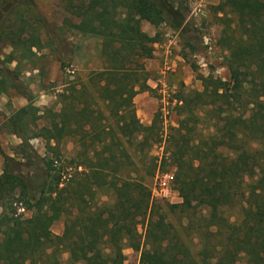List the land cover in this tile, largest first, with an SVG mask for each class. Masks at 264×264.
<instances>
[{
	"label": "trees",
	"instance_id": "obj_1",
	"mask_svg": "<svg viewBox=\"0 0 264 264\" xmlns=\"http://www.w3.org/2000/svg\"><path fill=\"white\" fill-rule=\"evenodd\" d=\"M65 3L74 13L86 7L84 32L102 39L104 66L91 86L70 82L59 93L61 110L46 109L52 120L36 133L49 147L52 139L57 145L61 131L77 135L73 165L45 157L47 175L34 194L15 169V158L5 155L0 264H65L63 252L70 254L66 264H130L126 243L140 251V264H198L197 256L208 261L240 255L249 264H264V145L259 144L264 143V0H220L216 12L224 28L219 43L227 51L229 77L201 75L203 89L182 92L175 105L177 124L167 131L159 111L150 124L143 123L134 102L138 93L153 90L146 60L153 57V43L161 36L158 30L155 35L144 31L141 22L186 31L184 11L175 0ZM39 111L24 106L9 119L12 132L26 146V136L34 129L30 125L37 126L44 117ZM238 116L247 119L244 127L238 125ZM205 122L212 123L214 132L201 130ZM156 143L164 145L163 157L175 168L183 198L168 203L169 208L181 212L180 222L185 219L182 227L198 246L197 256L162 208L150 202L143 180L127 170L136 163L128 147L143 164L158 160L150 153ZM103 188L115 195L106 216L92 212L96 193ZM191 199H198L200 208ZM17 204L31 216L18 213ZM235 206L239 220L233 216ZM61 218L64 231L54 233L51 227ZM142 221L144 234L139 232Z\"/></svg>",
	"mask_w": 264,
	"mask_h": 264
},
{
	"label": "rangeland",
	"instance_id": "obj_2",
	"mask_svg": "<svg viewBox=\"0 0 264 264\" xmlns=\"http://www.w3.org/2000/svg\"><path fill=\"white\" fill-rule=\"evenodd\" d=\"M175 1L187 16L186 31L175 30L165 23L156 28L147 20L141 22L144 31L155 35L158 30L161 36L153 43V57L146 60V67L151 75L148 83L153 90L140 93H146L154 99V115L157 111L161 113L166 131L177 124L175 105L182 92L203 89L201 75L229 77L225 58L227 51L219 43L221 30L224 28L216 12L220 0ZM85 8L78 7L77 13H74V8L68 7L65 0H0V90H4L0 91V175L3 173L5 155L12 156L16 160L13 164L15 169L25 176L31 193L34 194H39L47 175L44 158L52 157L58 164L73 165L71 158L78 148V136L69 135L65 131H61L57 145L56 140H51L53 147L47 145L46 139L36 135L41 126L49 125L52 120L46 109L60 111L62 104L59 93L70 82L87 83L91 86L92 77L99 76L104 66L102 39L84 32ZM190 40L197 45V49L192 47ZM24 106H28L29 110L35 106L40 109L38 114L44 116L36 121L37 126L30 125L34 129L26 136V141L30 144L28 146L23 144L22 137L12 132V125H9L12 115ZM105 112L108 114L107 110ZM249 114L246 113L248 117ZM27 117H31V114ZM238 118V125L240 128L244 127L247 119L243 120L242 116ZM200 128L205 133L215 130L209 122L202 123ZM259 144L264 145L263 142ZM128 149L133 153L136 163L127 170H132V176L142 179L150 192L158 171L175 172L170 161L163 157V144L156 143L150 149V153L158 157V160L147 159L143 164L133 148ZM225 150L222 149V153ZM262 168L263 165L258 170ZM190 201L195 208H200L198 199ZM114 202L113 190L103 188L96 193L92 212L102 215ZM150 202L162 208L167 220L176 225L197 256L198 246L191 242V237L186 236L182 227L185 219L180 222L179 209L171 210L168 205L171 202L153 198L152 194ZM21 206L17 204L18 213L23 217L31 216L32 212L20 210ZM232 211L233 216H237L239 220L237 207L232 208ZM64 227L65 219L61 218L51 229L54 233L61 234ZM139 232H145L143 221L139 225ZM124 253L128 263L140 264V251L129 243L124 245ZM196 258L198 264H249L244 255L235 258H210L208 261H203L198 256ZM61 259L65 264L70 262L69 252H63ZM74 264H87V261Z\"/></svg>",
	"mask_w": 264,
	"mask_h": 264
},
{
	"label": "built area",
	"instance_id": "obj_3",
	"mask_svg": "<svg viewBox=\"0 0 264 264\" xmlns=\"http://www.w3.org/2000/svg\"><path fill=\"white\" fill-rule=\"evenodd\" d=\"M175 180V172L158 171L151 187L152 197L159 200H166L171 203L182 202L183 198L176 188ZM20 210L25 211V208L21 206Z\"/></svg>",
	"mask_w": 264,
	"mask_h": 264
},
{
	"label": "crops",
	"instance_id": "obj_4",
	"mask_svg": "<svg viewBox=\"0 0 264 264\" xmlns=\"http://www.w3.org/2000/svg\"><path fill=\"white\" fill-rule=\"evenodd\" d=\"M134 101L137 108V113L140 116L142 122L150 124L153 120L155 112V107H153L155 106L154 99L149 97L146 93L144 95L139 93L136 95Z\"/></svg>",
	"mask_w": 264,
	"mask_h": 264
}]
</instances>
